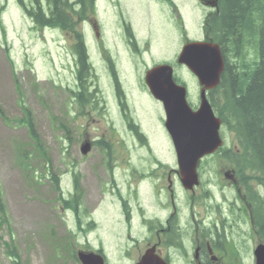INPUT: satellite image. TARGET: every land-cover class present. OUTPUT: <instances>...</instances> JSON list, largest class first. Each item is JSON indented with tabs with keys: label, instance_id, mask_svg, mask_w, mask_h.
I'll return each instance as SVG.
<instances>
[{
	"label": "rangeland",
	"instance_id": "374dc122",
	"mask_svg": "<svg viewBox=\"0 0 264 264\" xmlns=\"http://www.w3.org/2000/svg\"><path fill=\"white\" fill-rule=\"evenodd\" d=\"M207 13L200 0H98L96 18L85 23L76 16L92 66L86 85L93 99L83 108L73 95L80 91L79 37L71 29L38 27L18 0H0V195L6 207V221L0 223V264H81L75 257L80 250L101 249L108 264H133L130 258L145 252L147 240L158 238L157 219L166 217L162 206L170 202L165 194L168 174L177 168V158L164 126L163 108L150 95L144 78L157 63L176 66L177 77L189 88L191 105L198 107L200 85L175 61L188 39L202 37ZM126 25L136 41H129ZM251 58H256L254 50ZM118 84L124 94L122 103ZM25 109L32 113L49 161L40 156L27 127L20 123ZM132 117L141 123L148 142L140 143L129 129ZM222 132L226 145L236 150V133L227 128ZM103 139L111 150L98 144ZM86 141L93 144L87 155L81 150ZM217 157L201 169L204 183L197 190V202L210 190L212 202L222 198L233 202V194L237 196L231 180L223 174L217 177L232 164L222 155ZM216 164L219 172L213 170ZM52 175H59V189ZM171 179L178 204L185 208L189 195L180 189L176 176ZM258 189L264 196V186ZM61 195L74 203L78 195V207L69 208ZM192 203L203 212L198 206L202 201ZM146 219L152 224L141 228L139 222ZM232 220L225 227L227 236L221 238L229 249L221 264H236L235 258L252 264L253 254L242 246L244 239L230 234ZM88 223L95 224L89 227ZM187 223L181 224L183 233ZM259 241L257 235L255 242ZM169 253L174 264H188L194 256L184 258L182 250Z\"/></svg>",
	"mask_w": 264,
	"mask_h": 264
},
{
	"label": "trees",
	"instance_id": "16d2710c",
	"mask_svg": "<svg viewBox=\"0 0 264 264\" xmlns=\"http://www.w3.org/2000/svg\"><path fill=\"white\" fill-rule=\"evenodd\" d=\"M19 2L24 4L23 0ZM95 2L96 0H75L72 5L69 0H33L32 5L26 6L36 26L65 31L71 29L79 37H76L79 40L76 53L80 91H73V95L83 108L92 103L93 99V94L86 85L90 76L87 73L92 66L83 35L77 30L78 22L74 20L76 16L79 22L95 17ZM204 29L209 39L221 44L227 58L221 85L210 93V100L225 126L236 133L239 144L237 150L222 149L219 154L232 164V168L237 167L238 173L252 192L255 190L252 180L264 186V0H219L218 11L209 18ZM252 43L256 45L249 48ZM252 50L255 51L256 58L249 59V52ZM114 76L117 80V76ZM118 90H121L119 84ZM21 103L23 104L22 101ZM25 111V118L20 123L27 127L40 156L49 161L32 113L28 109ZM107 148L110 149L111 146ZM52 180L56 189H59V175H52ZM78 182L77 176V194L80 193ZM60 197L63 199L62 195ZM63 200L69 208L72 205L77 208L79 205L78 195L76 203ZM5 216L6 207L0 195V223L6 221ZM260 228L264 238V220L260 223Z\"/></svg>",
	"mask_w": 264,
	"mask_h": 264
},
{
	"label": "water",
	"instance_id": "95a60500",
	"mask_svg": "<svg viewBox=\"0 0 264 264\" xmlns=\"http://www.w3.org/2000/svg\"><path fill=\"white\" fill-rule=\"evenodd\" d=\"M216 2L208 0L213 6ZM178 63L186 65L202 86L201 104L197 111L188 103L187 88L175 81L171 65L163 64L150 69L146 83L154 98L164 106L166 128L175 146L183 184L186 188H193L198 184L197 171L201 159L215 153L223 145L220 135L222 121L215 115L207 91L220 85L225 61L218 44L194 41L183 47ZM90 149L91 144L86 143L82 152L87 154ZM255 255L256 264H264V245L258 246ZM79 256L84 264H105L100 254L80 252ZM139 264L167 263L149 251Z\"/></svg>",
	"mask_w": 264,
	"mask_h": 264
},
{
	"label": "flooded vegetation",
	"instance_id": "af4514ba",
	"mask_svg": "<svg viewBox=\"0 0 264 264\" xmlns=\"http://www.w3.org/2000/svg\"><path fill=\"white\" fill-rule=\"evenodd\" d=\"M202 4L204 6H208L206 2H202ZM215 11L217 10L215 9L214 12ZM204 38H206L205 35ZM129 41L131 42V40ZM118 99L119 102L122 103L119 95ZM126 107L129 106L127 105ZM122 109L125 111L124 107H122ZM129 112H131L130 107ZM128 127L130 129L141 128L139 122H135L133 117L132 123H128ZM139 136L141 139L146 140L144 134H140ZM139 136L137 137L139 138ZM175 174L176 175L174 176L171 175V177L175 178L176 176L178 182L181 183L180 176L177 175L176 172ZM221 174H223L227 179L231 180L233 183L232 187L237 190V196L232 193L233 202L222 201L221 204H217L216 202L213 203L212 197L207 195L206 198L208 202L201 200L202 203L198 204L195 196L197 194V190L203 188L201 176L200 185L192 192L186 191V193L189 195L188 201L191 205V208L187 207V217L184 218H181V216L186 214L185 209H183L181 206L175 205L176 192L172 186L173 180L170 178L169 174L168 183L170 185L168 184L167 187V195L169 196L170 193L172 208L170 209L169 206L165 207L163 210L166 212V217L164 219H157L160 226V229L156 231L158 238L152 237V240L148 239L145 252L140 256L135 255V257L130 258V261L133 264H137L142 259L147 250L156 247V253L165 258L168 262L170 261V264H172L171 255L169 252L165 253L164 249L167 250L171 248H182V251L185 252L190 250V252L194 253V256L188 262V264H221L223 261L222 258H224L223 253H229V249H226L224 244L220 242L223 236H227V229L225 227L227 226L228 219L230 218H232V221L235 223L234 225L231 223L232 221L230 222V226H232V230L230 232L231 235H240L242 239H249L251 229L254 234H256V236L258 234L261 236L260 232L257 230V225L260 227V223L264 220V209L256 208L247 201V199H250V196L245 194V189L247 188L249 192V188L246 186L244 178L240 177V174L237 172V170L233 169L224 173L220 172L217 177ZM210 182L213 183L212 181ZM241 183H244L246 188L242 187ZM191 200L192 202L196 201L198 206L202 205L201 208L203 209V212H201L199 208H195L196 206L190 202ZM240 202H242V206L239 205ZM129 219L131 225L133 218L129 217ZM151 221L153 220L148 221V219H146L144 222H139V226L146 229V226ZM184 221H188V225L185 226L186 233H183L185 232V228L183 229L181 225ZM186 245L188 247H186ZM100 251L105 256L106 263L108 264L105 250L101 249ZM251 251H253V249H249V253H251ZM138 253H140V251ZM126 256L131 257L132 253L130 254V252L127 251Z\"/></svg>",
	"mask_w": 264,
	"mask_h": 264
}]
</instances>
